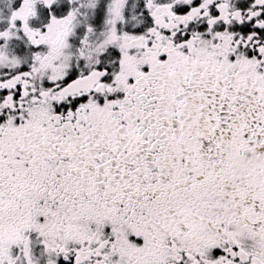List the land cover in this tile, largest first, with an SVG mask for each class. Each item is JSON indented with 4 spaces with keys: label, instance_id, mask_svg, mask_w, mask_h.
Wrapping results in <instances>:
<instances>
[{
    "label": "snow or ice",
    "instance_id": "1",
    "mask_svg": "<svg viewBox=\"0 0 264 264\" xmlns=\"http://www.w3.org/2000/svg\"><path fill=\"white\" fill-rule=\"evenodd\" d=\"M0 264H264V0H0Z\"/></svg>",
    "mask_w": 264,
    "mask_h": 264
}]
</instances>
